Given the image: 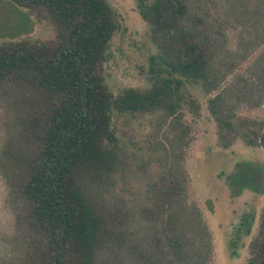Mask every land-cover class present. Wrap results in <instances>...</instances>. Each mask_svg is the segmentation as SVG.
<instances>
[{
    "label": "trees",
    "instance_id": "16d2710c",
    "mask_svg": "<svg viewBox=\"0 0 264 264\" xmlns=\"http://www.w3.org/2000/svg\"><path fill=\"white\" fill-rule=\"evenodd\" d=\"M8 1L36 11L55 30L50 41L0 44V92L32 103L0 149L1 176L32 239L28 261L20 264H107V250L128 254L134 264H209L212 234L190 200L183 164L187 129H176L174 142L158 148V174L140 209L119 197L108 202L95 190L127 154L118 145L113 112L158 110L182 117L184 104L196 105L186 98L184 81L208 93L217 90L208 108L221 147L237 140L264 147V119L236 113L241 102H264V49L254 60V78L237 74V81L224 84L263 40L264 0L224 1L230 15L244 19L246 36L241 32L235 49L228 46L226 23L210 14L207 2L213 0H136L160 48L153 59L166 72L155 73L146 90L118 95L102 75L119 28L106 0ZM262 186L264 181L254 189ZM11 260L0 264H14ZM242 264H264V207Z\"/></svg>",
    "mask_w": 264,
    "mask_h": 264
},
{
    "label": "rangeland",
    "instance_id": "374dc122",
    "mask_svg": "<svg viewBox=\"0 0 264 264\" xmlns=\"http://www.w3.org/2000/svg\"><path fill=\"white\" fill-rule=\"evenodd\" d=\"M106 1L117 15L119 28L109 42L107 58L102 63L104 82L113 95L130 88L146 90L155 73L166 72L153 59L160 48L149 24L141 17L136 0ZM213 1L207 2L210 14L226 23L228 46L235 49L241 32L246 36L244 19L230 15L225 0H216L214 8ZM261 37L259 47L234 68L224 80L225 85L237 81V74L255 77L253 63L263 52L264 33ZM54 38L53 26L36 11L0 0V44L20 40L45 42ZM182 90L187 99L192 97L196 102L193 107L183 105L182 117H165L158 110L113 112L112 125L118 145L127 154L95 192L108 202L119 197L127 207L140 209L152 179L158 174V148L164 141L166 145L174 142L176 129H187L185 144H182L183 164L190 177V200L200 207L212 234L213 254L209 264H242L249 255L250 242L264 207V186L259 191L254 189L264 181V147L249 146L242 140L228 148L221 147L217 140V122L208 108V100L217 90L208 93L200 84L189 81H184ZM23 101L17 102L8 93L0 92V149L8 133L16 130L17 120L30 112L32 103L23 105ZM236 113L250 119H264V102L259 106L241 102ZM236 187L241 188L234 195ZM28 234L23 214L9 196L0 173V262L12 259L14 264L24 263L32 245ZM104 256L107 264H134L128 254L119 251L107 250Z\"/></svg>",
    "mask_w": 264,
    "mask_h": 264
}]
</instances>
